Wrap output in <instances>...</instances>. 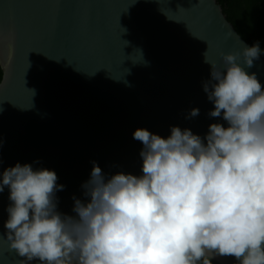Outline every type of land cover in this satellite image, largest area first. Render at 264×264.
Listing matches in <instances>:
<instances>
[{
	"label": "water",
	"instance_id": "obj_1",
	"mask_svg": "<svg viewBox=\"0 0 264 264\" xmlns=\"http://www.w3.org/2000/svg\"><path fill=\"white\" fill-rule=\"evenodd\" d=\"M244 46L217 0H0V172L17 162L55 171L57 208L74 215L93 161L106 175L141 174L135 129L203 139L210 123L226 126L209 115L204 53L223 68L221 54ZM247 71L264 86L262 55ZM8 197L5 187L0 264H19L3 236Z\"/></svg>",
	"mask_w": 264,
	"mask_h": 264
},
{
	"label": "clouds",
	"instance_id": "obj_2",
	"mask_svg": "<svg viewBox=\"0 0 264 264\" xmlns=\"http://www.w3.org/2000/svg\"><path fill=\"white\" fill-rule=\"evenodd\" d=\"M261 52L256 42L222 53L223 68L204 53L209 115L226 126L210 123L203 139L178 126L167 138L135 129L141 174L106 175L93 161L74 215L57 208L64 186L55 171L3 169V236L19 264H212L216 256L264 264V86L247 71Z\"/></svg>",
	"mask_w": 264,
	"mask_h": 264
},
{
	"label": "trees",
	"instance_id": "obj_3",
	"mask_svg": "<svg viewBox=\"0 0 264 264\" xmlns=\"http://www.w3.org/2000/svg\"><path fill=\"white\" fill-rule=\"evenodd\" d=\"M228 21L250 44L259 42L264 57V0H217ZM3 71L0 67V80ZM199 264H203L202 261Z\"/></svg>",
	"mask_w": 264,
	"mask_h": 264
}]
</instances>
